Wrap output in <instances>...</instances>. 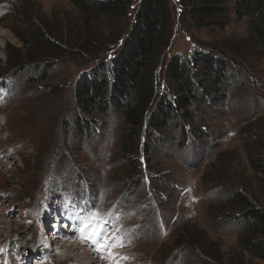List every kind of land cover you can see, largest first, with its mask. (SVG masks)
<instances>
[{
	"label": "rangeland",
	"instance_id": "374dc122",
	"mask_svg": "<svg viewBox=\"0 0 264 264\" xmlns=\"http://www.w3.org/2000/svg\"><path fill=\"white\" fill-rule=\"evenodd\" d=\"M168 1L173 35L155 71L158 95L175 99L166 77L173 56L191 64L201 52L227 65L225 99L193 109L186 141L179 130L153 135L131 169L124 119L82 115L76 93L83 75L110 69L142 0H131L126 17L98 21L91 51L64 49L24 71L5 65L8 50L29 40L30 22L73 41L85 35L80 15L69 0H0V264H80L84 252L97 264H264L239 247L242 211L228 202L240 191L264 206L263 175L249 160L264 156V52L236 17L241 0H224L222 27L196 24L188 0ZM92 209L110 221V251L69 233ZM73 238L84 246L62 259L59 249L80 244Z\"/></svg>",
	"mask_w": 264,
	"mask_h": 264
},
{
	"label": "trees",
	"instance_id": "16d2710c",
	"mask_svg": "<svg viewBox=\"0 0 264 264\" xmlns=\"http://www.w3.org/2000/svg\"><path fill=\"white\" fill-rule=\"evenodd\" d=\"M69 1L80 15L84 37L78 34L73 41L66 40L44 22H30L26 28L29 40H22L23 49L12 48L13 51L7 52L6 71H19V68L24 71L28 64L39 67L45 59L59 57L68 48L91 51L100 41L93 36L95 24L102 19L110 21L126 17L131 7V0ZM183 5L184 12L200 26L222 27L227 17L224 0H188L183 1ZM235 14L238 20L246 21L256 47L264 52V0H241L236 4ZM171 15L168 0H142L128 38L122 41L120 52L110 59V69L103 63L90 74L83 75L78 83L76 102L82 115L105 114L113 110L124 119L122 152L131 169L137 168L138 161L134 157L140 146L148 148L153 135L179 130L182 140L186 141L187 133L193 128L194 111L200 106L212 109L225 99L221 89L227 82V65L201 52L192 56L193 66L181 57L173 56L166 77L175 99L170 102L158 95L155 71L163 63L161 56L171 44ZM249 160L254 172L263 175L264 189L263 154L251 156ZM228 202L242 211L239 247L250 258L264 262V206L240 191H234Z\"/></svg>",
	"mask_w": 264,
	"mask_h": 264
},
{
	"label": "snow or ice",
	"instance_id": "6c2138e0",
	"mask_svg": "<svg viewBox=\"0 0 264 264\" xmlns=\"http://www.w3.org/2000/svg\"><path fill=\"white\" fill-rule=\"evenodd\" d=\"M109 224L110 221L98 216L96 210L92 209L87 219L81 218L78 230L81 232L82 238H86L96 245L98 251H110L115 238L109 236Z\"/></svg>",
	"mask_w": 264,
	"mask_h": 264
},
{
	"label": "bare ground",
	"instance_id": "6f19581e",
	"mask_svg": "<svg viewBox=\"0 0 264 264\" xmlns=\"http://www.w3.org/2000/svg\"><path fill=\"white\" fill-rule=\"evenodd\" d=\"M68 229V228H67ZM78 229L79 228H76L75 226L72 228V230H70L69 229V233L70 234H75V233H78V236H77V238H79V239H83L82 238V235H81V232L80 231H78ZM66 234V233H65ZM69 235V234H68ZM67 235V236H68ZM76 238V239H77ZM76 239H74L73 238V241L74 240H76ZM86 240V239H85ZM61 238H59V237H55L54 238V243H56V244H59V243H61ZM77 241V240H76ZM68 242V241H67ZM67 242H63V243H67ZM77 242H79L80 244H75V245H72V247H70V248H68L67 250H68V253H67V251L66 252H64V251H62V249L60 250H58L59 252H61V253H63L64 254V256L62 257V259H68V258H71V253H69L70 251L71 252H74V251H77V250H80V248H82L83 246H82V243H81V241H77ZM82 242H83V240H82ZM85 242H87V240L85 241ZM84 244V243H83ZM64 246V245H63ZM88 246V245H87ZM66 247V246H65ZM68 247V246H67ZM86 247V246H85ZM62 248V247H61ZM108 254V253H107ZM84 256H83V258H84V260H82V259H80V258H76L77 259V261H79L80 262V264H85L86 262H88V260H89V262L88 263H90V264H97L96 262H94V261H91L90 259H89V254L87 253V252H84V254H83ZM127 258V257H126ZM61 259V260H62ZM101 261H102V259L101 258H99ZM112 259H114V257L113 256H111V260ZM99 260V261H100ZM128 261H129V259H128ZM79 264V263H78ZM133 264V263H132Z\"/></svg>",
	"mask_w": 264,
	"mask_h": 264
}]
</instances>
